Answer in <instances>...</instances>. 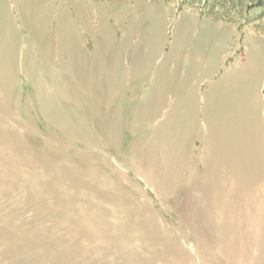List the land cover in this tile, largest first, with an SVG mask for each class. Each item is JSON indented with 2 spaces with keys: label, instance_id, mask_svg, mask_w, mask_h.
<instances>
[{
  "label": "rangeland",
  "instance_id": "374dc122",
  "mask_svg": "<svg viewBox=\"0 0 264 264\" xmlns=\"http://www.w3.org/2000/svg\"><path fill=\"white\" fill-rule=\"evenodd\" d=\"M0 264H264V0H0Z\"/></svg>",
  "mask_w": 264,
  "mask_h": 264
},
{
  "label": "crops",
  "instance_id": "0c3cea01",
  "mask_svg": "<svg viewBox=\"0 0 264 264\" xmlns=\"http://www.w3.org/2000/svg\"><path fill=\"white\" fill-rule=\"evenodd\" d=\"M228 75H229L228 73L220 74V75L219 73H217L216 75L213 74V76H210V77H228Z\"/></svg>",
  "mask_w": 264,
  "mask_h": 264
}]
</instances>
